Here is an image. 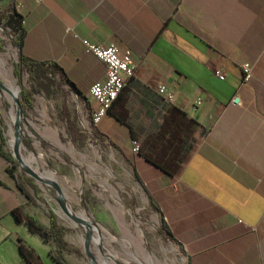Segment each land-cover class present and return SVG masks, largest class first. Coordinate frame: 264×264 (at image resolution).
Returning a JSON list of instances; mask_svg holds the SVG:
<instances>
[{"label": "crops", "instance_id": "0c3cea01", "mask_svg": "<svg viewBox=\"0 0 264 264\" xmlns=\"http://www.w3.org/2000/svg\"><path fill=\"white\" fill-rule=\"evenodd\" d=\"M14 12L23 54L57 64L91 108L88 88L105 67L81 39L130 51L135 74L97 132L128 161L188 264H264V0H15ZM244 62L252 65L248 81ZM158 84L174 91L172 102ZM197 96L203 101L195 107ZM171 107L195 121L173 175L132 150L150 140ZM7 164L0 157V264H27L19 241L42 264H92L79 247L82 232L45 240L16 218L13 211L22 210L50 227L39 186L22 183L23 192Z\"/></svg>", "mask_w": 264, "mask_h": 264}, {"label": "rangeland", "instance_id": "374dc122", "mask_svg": "<svg viewBox=\"0 0 264 264\" xmlns=\"http://www.w3.org/2000/svg\"><path fill=\"white\" fill-rule=\"evenodd\" d=\"M11 2L0 0V136L2 133L6 139L4 149L12 153L10 141L15 127L10 115L21 111L20 155L24 162L34 158L31 169L36 167L37 171L33 170L44 180L53 179L59 184L74 215L97 224L101 247L96 243V231L91 230L87 248L95 264L106 260L108 264H188L185 254L147 205L128 161L87 121L89 100L75 93L58 74L47 83L23 68L16 74L18 47L15 33L7 25ZM40 82L45 83V89ZM15 90L17 99L13 96ZM23 90L34 91L29 105L19 104ZM137 146L146 148V144ZM6 169H12L10 162ZM12 170L20 184H28L24 180L27 175L39 186L38 206L44 214L51 210L56 214L58 236L82 232L79 247H84L87 254V226L61 213L54 187L30 176L20 163Z\"/></svg>", "mask_w": 264, "mask_h": 264}, {"label": "trees", "instance_id": "16d2710c", "mask_svg": "<svg viewBox=\"0 0 264 264\" xmlns=\"http://www.w3.org/2000/svg\"><path fill=\"white\" fill-rule=\"evenodd\" d=\"M8 18L7 25L14 31V43L18 46V61L15 67L16 74L19 75L23 68L28 72H32L37 78H42L45 83L49 82V80L52 81L57 74L61 79L71 82L62 68L57 64L48 61H35L23 54L21 50V16L14 12L12 14L9 13ZM45 83H39L42 89L46 88L44 86ZM73 91L82 96L77 88L73 87ZM32 92L34 91H22L20 101L21 106L29 105L31 103L30 95ZM193 125H195V121L187 118L182 110L177 107H171L168 116L163 120L159 130L151 134L150 140L145 143L146 148H140L139 153L145 160L158 167L161 171L173 175L178 167L179 161L183 158L193 141V136L190 132ZM5 143V136L1 133L0 157L10 162L12 169H15L18 161L11 152L4 149L3 146ZM12 169H7V171L12 177H14ZM24 180L30 185L34 184L32 178L27 175L24 176ZM16 183L18 184V187L25 192L23 186L18 181H16ZM34 190L37 191L36 188H34ZM13 212L19 221L24 220L31 232L39 234L45 240H48L50 236H53L58 240L56 234V214L52 210L50 211L49 228L44 227L34 216L28 213H23L22 210H19V212L14 210ZM167 233L169 238H171V234L169 232ZM17 246L21 257L27 264H42L33 249L21 241L18 242Z\"/></svg>", "mask_w": 264, "mask_h": 264}, {"label": "built area", "instance_id": "2783aa9c", "mask_svg": "<svg viewBox=\"0 0 264 264\" xmlns=\"http://www.w3.org/2000/svg\"><path fill=\"white\" fill-rule=\"evenodd\" d=\"M11 1L14 4L15 0ZM81 41L87 50L100 60L105 67L103 77L92 82L88 88V94L96 105L90 109L87 121L89 124L96 126L107 114L124 86L134 76L136 63L133 61L129 50L121 51L114 43L105 45L90 42L87 39H81ZM240 70L242 80L248 81L252 75V65L244 62L240 65ZM218 77L223 79L224 75L218 74ZM157 93L166 102H172L175 97L174 91L164 84H158ZM202 101V96H197L193 100V105L195 107L200 106ZM232 101L239 102L236 96L232 98ZM132 150L134 152L139 151L137 144L133 145Z\"/></svg>", "mask_w": 264, "mask_h": 264}, {"label": "water", "instance_id": "95a60500", "mask_svg": "<svg viewBox=\"0 0 264 264\" xmlns=\"http://www.w3.org/2000/svg\"><path fill=\"white\" fill-rule=\"evenodd\" d=\"M19 104H20V102H19ZM20 114H21V111H18L17 116L21 117ZM20 132H21V126L20 125H17L15 127V133H14L15 138L13 139L12 144H11L12 155L16 158V160L18 161V163L21 164V166L23 167V169H24V171L26 173H28L33 178L38 179V180H41V181H44L46 184H49L52 187H54L55 192H56V200H57V203H58L59 207L63 210V212L65 213V215L67 217H69L70 219H72V220H74V221H76L78 223H81V224H84V225L87 226L88 232H87L86 237L84 239V245H85L86 251L88 252L87 253L88 256L92 260V264H95V259L89 254V251L87 249L88 248L89 239H90V236H91V230H93V229L89 226L88 221L84 220L83 218H81V217H79L77 215H74L70 210H68L66 208V202H65L64 196L62 194V190H61L59 184L55 180H53V179H49L47 181L44 180V178L40 177L34 170H32L28 165H26L24 163V160L22 159V157L20 155V152H19V150H20V148H19V141L21 139V137L19 136V133Z\"/></svg>", "mask_w": 264, "mask_h": 264}, {"label": "bare ground", "instance_id": "6f19581e", "mask_svg": "<svg viewBox=\"0 0 264 264\" xmlns=\"http://www.w3.org/2000/svg\"><path fill=\"white\" fill-rule=\"evenodd\" d=\"M1 61V60H0ZM2 65V64H1ZM9 83V82H8ZM13 89V88H12ZM14 90V89H13ZM14 97L15 96H17V91L15 90L14 91V95H13ZM16 98V97H15ZM17 99V98H16ZM13 112V111H12ZM11 112V115H10V118H11V121H12V124H13V126L14 127H16L17 125H20V123H21V117H19V116H17V115H15V114H13ZM11 124V125H12ZM10 125V126H11ZM12 133H13V131H12ZM23 134V133H22ZM11 135H13V134H11ZM21 135V134H20ZM15 138V135H13L12 136V139H11V141H10V143L12 144V141H13V139ZM22 139V138H21ZM21 139H20V141H19V148H21ZM21 150V149H20ZM19 152H21V151H19ZM31 160L33 161L34 160V158H31L30 160L29 159H26V162H24L26 165H28L30 168L32 167L31 166ZM37 161V160H36ZM33 164V163H32ZM34 169V168H33ZM32 169V170H33ZM35 171H37V169H36V167H35V169H34ZM43 174V173H42ZM47 176V175H46ZM44 177V176H43ZM47 178V177H46ZM55 197H56V195H55ZM66 208L68 209V210H70L69 209V207L67 206V204H66ZM59 209H60V211H61V213L63 214V215H65V213L63 212V210L59 207ZM66 216V215H65ZM87 217V216H86ZM88 224H89V226L93 229V230H95L96 231V233H97V237H96V243H98V245H99V248L101 247V240H102V237H101V232H100V229H99V227L97 226V224L96 223H94L93 221H91V220H89L88 221ZM86 226V225H85ZM94 233V232H93ZM93 237V236H92ZM104 264H108L107 263V260L104 262Z\"/></svg>", "mask_w": 264, "mask_h": 264}]
</instances>
